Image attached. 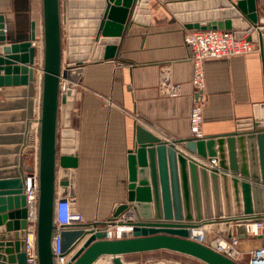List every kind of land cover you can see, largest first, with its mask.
I'll use <instances>...</instances> for the list:
<instances>
[{
  "label": "water",
  "instance_id": "95a60500",
  "mask_svg": "<svg viewBox=\"0 0 264 264\" xmlns=\"http://www.w3.org/2000/svg\"><path fill=\"white\" fill-rule=\"evenodd\" d=\"M148 2L41 0L39 68L34 23L27 40L7 43L0 17V95L11 94L8 89H21L23 100L18 109L26 108L25 114L18 115L24 122L17 126L22 135L0 137V145L22 143V148H0V156L14 155L0 158L10 168L0 170V264H26L27 210L22 186L33 169L28 166L32 161L28 154L33 153L38 186L37 264H54L55 201L68 198L72 212L76 211L73 169L77 134L70 119L83 66L90 61L113 62L124 26L149 23ZM166 8L171 20L188 31L232 30L239 38L250 27H259L248 40L261 42L264 18L257 14L255 0L184 1L168 3ZM61 82L66 88L62 94ZM197 98L195 95L194 100ZM14 106L0 105V110L12 111ZM34 108L38 109L36 145L28 144ZM12 116L16 115L7 118ZM238 123L232 134L171 143L135 126L134 148L126 157V203L117 204L107 222L64 228L61 251L70 257L67 264H93L103 256L112 257L113 264H122L118 257L158 250L204 264H238L188 238L190 230L205 224L211 225L216 235L228 240L236 236L241 241L248 238L245 224L264 222L260 216L264 212V103L254 105L252 116ZM130 208L135 219L119 223L129 230L123 231L120 239L107 240V226Z\"/></svg>",
  "mask_w": 264,
  "mask_h": 264
},
{
  "label": "crops",
  "instance_id": "0c3cea01",
  "mask_svg": "<svg viewBox=\"0 0 264 264\" xmlns=\"http://www.w3.org/2000/svg\"><path fill=\"white\" fill-rule=\"evenodd\" d=\"M184 1L197 0H149V23L124 26L113 62L90 61L83 66L70 119V127L77 134L76 167L73 169L75 209L83 223L107 222L113 208L126 203V157L134 148L135 126L169 143L192 138L188 120L194 101L190 84L191 51L184 43L188 30L172 21L166 8L168 3ZM255 7L259 17L264 18V0H255ZM0 17L7 43L27 40L32 23L37 43L40 42L41 0H0ZM260 40L259 51L203 63V138L236 132L238 122L252 116L253 106L264 103V32ZM35 61L40 64L39 54ZM165 71L170 82L180 87L179 96L169 97L160 92V74ZM8 90L11 94L0 95V105L16 106L12 111L0 110L2 138L22 135L17 126L24 122L19 121L18 115L26 112L25 105L18 109L23 100L21 89ZM1 91L7 92V89ZM37 110L34 108L35 119L28 140V144L33 145L37 142ZM11 115L16 116L7 118ZM15 147L22 148V143L0 145L1 149ZM12 156L1 155L0 158L6 160ZM2 161L0 170H9ZM210 206L212 208V201ZM135 217L130 208L121 219ZM259 233L257 239L262 246L264 228ZM253 245L246 239L241 240L239 249L247 253L257 249ZM159 251L170 252L145 253Z\"/></svg>",
  "mask_w": 264,
  "mask_h": 264
},
{
  "label": "built area",
  "instance_id": "2783aa9c",
  "mask_svg": "<svg viewBox=\"0 0 264 264\" xmlns=\"http://www.w3.org/2000/svg\"><path fill=\"white\" fill-rule=\"evenodd\" d=\"M259 31V27L247 29L244 34L237 38L235 37L234 31L232 30H193L188 31L184 35V43L191 51L190 63H191V80L190 84L193 90V96L198 97L197 100L193 101L190 114H189V130L192 138L203 139L202 134V109L205 104L203 93L205 90V72L203 63L206 60L212 59H223L232 58L235 56H243L251 52L259 51V45L257 43H252L248 40V37L252 32ZM259 34H262L259 32ZM39 44L41 41L34 43V47L37 49V54H41L39 51ZM41 62V61H40ZM40 66V65H39ZM160 92L163 95L169 97H177L180 95V87L174 85L170 82L168 74L162 72L160 74L159 80ZM66 90L65 83H60V94L64 93ZM261 186H264V184ZM22 192L25 196L26 201V231L24 237V253L26 257V264H37V253H36V206L38 197V186H37V172H36V162L32 171L25 175V182L22 186ZM72 201L66 199L64 202L55 201L54 205V236L52 238V253L54 256V264H67L70 257L63 256L61 251V238L60 234L65 227H71L83 224L82 216L77 212H72ZM75 208V207H74ZM264 217V212L260 214ZM124 220L119 217L114 221L113 225H108L105 231V238L107 240H116L121 238V233L127 231L126 229L119 225V223ZM245 224L246 233L248 236L260 237L259 231L264 228V222H257ZM117 226V227H115ZM207 225H199L196 227L197 230L201 229L205 236L198 238L195 234H190L189 240L209 246L214 250L223 253L230 260L238 263L244 264L243 260L246 256L250 255L248 263L253 264V260L256 258L264 259V245L244 253L238 249L240 240L233 236L231 239H225L219 235H216L215 240L208 243L207 239ZM108 228L112 230H108ZM217 242L218 246L214 244Z\"/></svg>",
  "mask_w": 264,
  "mask_h": 264
},
{
  "label": "rangeland",
  "instance_id": "374dc122",
  "mask_svg": "<svg viewBox=\"0 0 264 264\" xmlns=\"http://www.w3.org/2000/svg\"><path fill=\"white\" fill-rule=\"evenodd\" d=\"M39 44V50L41 48ZM65 47V46H64ZM40 61H41V54H39ZM40 65V64H39ZM39 65L36 62V67L39 68ZM39 78L41 73L38 72ZM34 154H28L30 158H32V161L29 160L28 166H31L34 168L35 166V158L33 160ZM207 239L208 243H211L215 240L216 234L213 232V227L211 225H207ZM247 242L253 243L255 247H260L259 240L255 236H249L247 239ZM215 243V242H214ZM241 247V246H240ZM239 249V245H238ZM240 250V249H239ZM241 251V250H240ZM250 258V255L246 256L243 260V263H248ZM118 260L122 264H204L201 261L194 259L192 257H187L184 255L176 254V253H170V252H164L159 251L155 253H143V254H135V255H124L122 257H118ZM99 262L97 264H113L112 257L109 256H103L98 259Z\"/></svg>",
  "mask_w": 264,
  "mask_h": 264
},
{
  "label": "bare ground",
  "instance_id": "6f19581e",
  "mask_svg": "<svg viewBox=\"0 0 264 264\" xmlns=\"http://www.w3.org/2000/svg\"><path fill=\"white\" fill-rule=\"evenodd\" d=\"M41 46V45H40ZM40 50H41V48H40ZM39 50V51H40ZM40 54V53H39ZM41 76V75H40ZM37 144V143H36ZM252 226H253V228H254V225L252 224ZM108 230H112V229H110V228H108ZM195 234L196 236H198V238H200V237H202V236H205V233L201 230V229H199V230H197L196 228H194V229H192L191 230V232H190V234ZM218 243L219 242H217V243H215L214 245L215 246H218ZM97 262H99L98 260H96L93 264H97ZM253 264H264V259H261V258H256V259H254L253 260Z\"/></svg>",
  "mask_w": 264,
  "mask_h": 264
}]
</instances>
